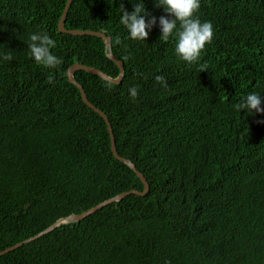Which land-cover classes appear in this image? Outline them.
<instances>
[{"label":"trees","instance_id":"1","mask_svg":"<svg viewBox=\"0 0 264 264\" xmlns=\"http://www.w3.org/2000/svg\"><path fill=\"white\" fill-rule=\"evenodd\" d=\"M66 2L0 0V57H12L0 59V252L143 190L113 157L105 121L68 80L75 63L111 78L119 68L100 38L58 31ZM144 2L157 19L169 15ZM121 3L133 10L129 0H73L65 27L111 38L122 82L84 71L74 78L149 191L60 225L0 264H264V113L238 109L246 94L264 95V0H201L197 15L212 22L213 38L191 64L158 23L145 41L130 39ZM38 31L55 41L56 68L29 56Z\"/></svg>","mask_w":264,"mask_h":264},{"label":"clouds","instance_id":"2","mask_svg":"<svg viewBox=\"0 0 264 264\" xmlns=\"http://www.w3.org/2000/svg\"><path fill=\"white\" fill-rule=\"evenodd\" d=\"M129 2L133 3L131 12L125 10L123 3L120 4L119 23L126 29L130 39L145 41L151 28L158 23L160 37L165 42L173 38L175 53L181 60L190 64L200 59L206 44L212 41V22L202 21L197 15L201 0H153L154 7L162 8L165 13L169 14L161 15L158 19L146 10L144 0H129ZM54 47L55 41L47 32L38 31L29 35V56L39 65L56 68L62 64V59L51 51ZM11 58L10 54L0 57L2 60H11ZM156 80L165 87L167 86L164 76H156ZM128 92L132 98H136L139 94L136 86H131ZM262 101H264L262 93L250 92L242 98L238 109L251 114L254 111L264 113Z\"/></svg>","mask_w":264,"mask_h":264},{"label":"water","instance_id":"3","mask_svg":"<svg viewBox=\"0 0 264 264\" xmlns=\"http://www.w3.org/2000/svg\"><path fill=\"white\" fill-rule=\"evenodd\" d=\"M73 0H67L63 14L58 22V31L60 33L63 34H69L72 36H92V37H97L100 38L105 46V51H106V56L108 59L112 60L113 62L116 63V65L119 68V75L116 78H111L108 75H106L104 72H102L101 70L94 68V67H90V66H85L82 65L80 63H75L73 64L67 71V76H68V80L71 84H73L74 86H76L81 94V98L82 101L84 102L85 105H87L91 110H93L94 112H96L106 123L107 126V130L110 136V143H111V152L112 155L115 159H117L118 161H120L121 163L125 164L126 166H128L134 173L135 175L138 177V179L141 181V183L143 184V190L142 191H137V190H130L128 192H124L121 193L111 199H108L106 201H103L101 203H99L98 205L88 209L87 211H84L80 214H73L70 215L68 217L59 219L56 221L55 224L51 225L50 227H48L47 229H45L44 231L38 233L37 235L24 240L22 242H19L9 248H6L5 250L0 252V257L6 255L9 252H12L20 247H22L23 245L29 244L39 238H41L42 236L50 233L51 231H53L56 227L60 226V225H64V224H70V223H77L80 222L82 220H84L85 218H87L88 216L94 214L95 212H97L98 210H101L102 208L111 205L113 203L119 202L121 200H123L125 197L133 194V195H137V196H145L148 191H149V185L146 181V179L144 178V176L136 169L135 165L130 162L129 160H126L124 158H122L121 156H119L117 149H116V144H115V138H114V134H113V130L112 127L110 125V122L107 118V116L98 108H96L94 105H92L87 97L86 94L82 88V86L76 82L74 75L77 71H84L88 74L97 76L99 78H101L102 80L118 85L122 82L123 77H124V64L118 60L113 52H112V46H111V38L109 36H107L104 32H95V31H90V30H69L65 27V21H66V17L68 14V11L71 7Z\"/></svg>","mask_w":264,"mask_h":264}]
</instances>
